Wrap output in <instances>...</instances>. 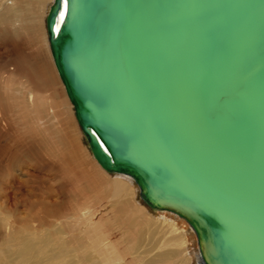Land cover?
<instances>
[{
  "label": "water",
  "instance_id": "obj_1",
  "mask_svg": "<svg viewBox=\"0 0 264 264\" xmlns=\"http://www.w3.org/2000/svg\"><path fill=\"white\" fill-rule=\"evenodd\" d=\"M48 20L98 163L190 219L206 264H264V0H54Z\"/></svg>",
  "mask_w": 264,
  "mask_h": 264
},
{
  "label": "bare ground",
  "instance_id": "obj_2",
  "mask_svg": "<svg viewBox=\"0 0 264 264\" xmlns=\"http://www.w3.org/2000/svg\"><path fill=\"white\" fill-rule=\"evenodd\" d=\"M53 5L54 0H0V43L9 65L0 68V142L4 137L12 143L9 148L0 143V150L37 146L60 168L77 213H67L72 219L50 231L13 229L7 235L13 246L0 257L7 264H206L190 219L150 206L131 175L109 173L82 146L85 133L50 49ZM63 9L64 4L55 31ZM105 200L110 214L98 220L97 209Z\"/></svg>",
  "mask_w": 264,
  "mask_h": 264
},
{
  "label": "rangeland",
  "instance_id": "obj_3",
  "mask_svg": "<svg viewBox=\"0 0 264 264\" xmlns=\"http://www.w3.org/2000/svg\"><path fill=\"white\" fill-rule=\"evenodd\" d=\"M1 45L0 43V68H6L9 65L5 64L6 52ZM2 141L4 144L0 142L1 145H6L8 148L12 144L4 137ZM81 143L88 150L89 155H92L86 139L83 138ZM42 154L37 146L28 147L25 151H18L15 146V150L8 153L0 150V253L6 254L13 246L7 238L13 229L33 228L30 233L43 229L50 231L59 223L61 225L69 219L68 215L77 213V201L73 195L68 194L69 188L60 177V168L52 161L50 162L49 157ZM64 185L66 188L63 187ZM102 203L100 210L97 209L98 220L102 217L101 215L110 214V209L106 208L107 201ZM69 208L72 211L71 209L69 211ZM9 216L12 218L10 219ZM3 218L8 219L3 221ZM78 220L85 223L82 219ZM2 221L3 224L10 222L12 227H2ZM85 226V224L81 225V227ZM112 232H114L112 235L115 236L114 239L118 240L120 234L115 230ZM7 263L0 257V264Z\"/></svg>",
  "mask_w": 264,
  "mask_h": 264
}]
</instances>
